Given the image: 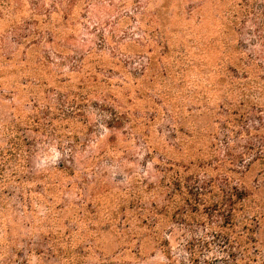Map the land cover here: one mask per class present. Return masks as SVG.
I'll use <instances>...</instances> for the list:
<instances>
[{
  "label": "trees",
  "instance_id": "16d2710c",
  "mask_svg": "<svg viewBox=\"0 0 264 264\" xmlns=\"http://www.w3.org/2000/svg\"><path fill=\"white\" fill-rule=\"evenodd\" d=\"M12 1L1 0L0 8ZM80 1L51 5L64 6L62 17L70 23ZM119 10L117 41L108 42L112 57L97 54L107 43L102 37L97 53L69 60L67 74L52 70L63 62L47 53L0 58V95L8 101L0 116L5 243L19 238L11 200L25 204L32 180L59 185L29 173L34 144L27 132L70 139V153L78 154L88 145L80 135L92 128L84 113L92 95L102 99L92 105L110 114L108 103L117 102V129L124 125L117 151L126 156L128 144L139 141L156 178L117 176L125 185L96 195V171L88 177L56 163L61 174L76 177L71 228H50L48 219L57 224L60 216L45 218L39 239H30L25 250L11 244L8 254L20 258L15 264H31L28 254L36 264H88L102 255L93 243L108 232L137 239L132 249L117 251L133 259L147 246L149 253L160 251L164 260L157 264H264V0H120ZM50 13L46 8L39 22H29L34 39L28 47L38 45ZM248 21L254 29L246 28ZM68 27L59 37L65 42L75 29ZM47 39L58 45L53 35ZM256 42L263 52L248 50ZM62 50L57 46L55 55ZM103 72L117 73V83ZM26 100L30 110L23 108ZM84 191L106 205L88 207Z\"/></svg>",
  "mask_w": 264,
  "mask_h": 264
},
{
  "label": "rangeland",
  "instance_id": "374dc122",
  "mask_svg": "<svg viewBox=\"0 0 264 264\" xmlns=\"http://www.w3.org/2000/svg\"><path fill=\"white\" fill-rule=\"evenodd\" d=\"M7 1L10 2L11 0ZM12 2V6L11 4H5L1 5L0 8V58L6 56L17 58L23 55L22 52L24 51L28 55L35 52L47 53L56 62H63L58 65L52 64V70L67 74L71 70L69 60L75 56H87L92 52L97 53L98 44L101 42L102 37L107 40V43L97 54L112 57L108 49L111 44H108V42L110 40L111 42L117 41V16L121 12L119 10L120 0H85L84 2L81 0L76 4L75 16L74 18L73 15L71 16L72 20L70 23H67L62 17L66 8L61 4L52 7L51 0H42L39 3L38 6L42 10H36L38 6L34 4L35 0H13ZM46 8L51 12V24L50 26L40 24L42 35L37 39L38 45L28 47L29 42L34 39V33H32L34 25L29 24V22L33 19L39 22L43 18L44 9ZM68 26H73L75 29L74 32L69 34H72L73 37H70L65 42L60 40L59 37L62 35L63 37L66 36L70 30ZM50 28L55 31L52 32L53 34L49 32ZM246 28L254 29V24L248 21ZM21 35L22 38L20 37V40L17 41V38ZM51 35L54 36L58 45L54 46L51 42H47L48 36ZM246 42L249 41L246 39ZM57 46L63 47L64 50L55 55L54 51ZM248 50L250 52L254 50L263 52L259 42L249 45ZM115 56L117 60V53ZM116 60L113 63L117 64ZM103 76L110 77L113 83H117V73L103 72ZM97 96L92 95L90 97L91 100L85 104L84 113L92 128L87 134H82L83 129L81 130V140H87L88 145L85 150L78 154L72 155L74 153H70V144H72L70 139L62 138L58 142L57 139L43 133L27 132L28 138L34 144L29 158V173L37 176L35 177L36 179L42 176L47 182L57 181L59 185L46 186L43 180H32L28 182V201L25 204L19 202L17 198L11 200L10 205L11 208L13 207L11 215L16 216L18 222L14 231L19 230V238L16 239V242H11L10 245L15 244L16 248L25 250V243L30 239H39L40 232L47 229L46 222L43 221L45 218L60 216L57 224L54 223V219H48L51 223L50 228H71L72 222H67V218L75 217V209L71 203L79 200V196L76 195L78 188L76 183H74L76 182V177L61 174L56 169V163L58 162L71 165L75 170L88 177L92 176V173H90L92 170L96 171V178L100 182L98 183L99 186L94 188L98 192L96 195L106 191L117 192V186L125 185L122 181H117V176L123 178L133 176L146 177L149 181L155 180L153 162L149 161L146 151L139 141H131L128 144L129 148L126 156H122L120 151H117V136L120 140L122 137L121 128L124 126L122 125L117 129V102L112 105L108 103L114 109L110 114L109 109L103 110L100 106L92 105L91 101H97L98 105L102 102V99ZM28 98H30V93H28L26 99ZM14 100L16 104L20 103L18 100ZM7 102L0 95V116L4 113ZM23 108L30 110L31 106L27 100ZM85 134L86 136H84ZM117 157H119L120 164H117ZM68 182L74 183L70 189H66ZM83 196L86 197L85 204L88 207L96 208L97 204L100 206L106 205V201L91 197L85 191ZM41 198L47 199V202ZM59 206L63 207L61 213L56 210ZM22 207L26 211L24 214L21 212ZM4 232V226L0 223V264L18 263L20 258L17 259L18 257L12 250L8 254L10 245L8 246L5 243ZM137 242V239L133 237L127 239L124 233L115 235L104 232L93 243L98 246L102 255H94L95 257L88 264H157L164 260L158 250L149 253V250H152L151 246L144 247L145 253L138 259L131 258L132 254L129 251L117 252L122 246L132 249L137 245ZM25 258L29 259L31 264H36L37 262L34 254L31 256L28 254Z\"/></svg>",
  "mask_w": 264,
  "mask_h": 264
}]
</instances>
